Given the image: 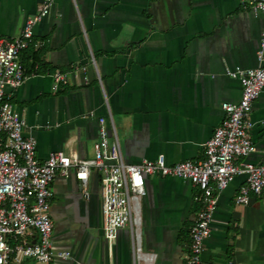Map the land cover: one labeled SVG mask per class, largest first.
Here are the masks:
<instances>
[{
	"label": "crops",
	"instance_id": "obj_1",
	"mask_svg": "<svg viewBox=\"0 0 264 264\" xmlns=\"http://www.w3.org/2000/svg\"><path fill=\"white\" fill-rule=\"evenodd\" d=\"M39 5L0 0V37H16ZM263 30L264 15L240 9L235 0H53L32 28V48L42 46L44 65L33 73L30 55L21 63L26 77L6 92L24 119L23 134L35 140L38 161L53 151L91 158L105 96L125 162L159 154L168 164L197 162L221 121V103L240 96L238 81L225 68L254 67ZM55 71L67 83L53 89ZM250 119L254 150L243 160L258 163L264 159V87ZM241 184L236 176L215 193L200 264H264V188L237 205ZM144 188L139 251L133 253L128 227L111 242L103 238L95 171L88 175L87 197L72 170L56 173L48 209L51 249L68 251L70 258L53 257L52 264H183L197 205L194 189L186 180L158 176H145Z\"/></svg>",
	"mask_w": 264,
	"mask_h": 264
},
{
	"label": "built area",
	"instance_id": "obj_2",
	"mask_svg": "<svg viewBox=\"0 0 264 264\" xmlns=\"http://www.w3.org/2000/svg\"><path fill=\"white\" fill-rule=\"evenodd\" d=\"M238 7L264 15V0H235ZM53 0H40L39 8L26 16L20 33L11 39L0 37V264H52V258H70L68 251L52 252V221L48 209L50 184L56 173L66 176L72 170L81 193L88 196L87 179L95 171L100 185L102 235L111 242L118 229L128 227L133 253L139 251V201L145 195V176L176 177L188 181L197 203L189 227L188 252L183 264H200L204 240L210 232L215 193L234 177H242L234 204L244 205L249 196L264 188V159L258 163L243 160L254 150L248 137L254 100L264 87V30L255 50L254 67L225 68V74L238 81L241 92L236 102H222V118L203 143V158L168 164L163 155L127 163L122 159L113 121L105 96V117L97 119L93 155L83 159L50 152L46 159L35 156V140L22 132L23 117L9 102L6 89L17 88L26 74L19 59L32 38L33 25L45 16ZM91 56V55H90ZM92 60V56H91ZM100 84V78L96 73ZM53 89L66 84L63 73L53 72ZM88 82L86 77L82 79Z\"/></svg>",
	"mask_w": 264,
	"mask_h": 264
},
{
	"label": "trees",
	"instance_id": "obj_3",
	"mask_svg": "<svg viewBox=\"0 0 264 264\" xmlns=\"http://www.w3.org/2000/svg\"><path fill=\"white\" fill-rule=\"evenodd\" d=\"M33 46H34V44L32 42L29 43V45L20 52L19 59H20V62L22 63V62H25L27 60V58L30 57V55H34L35 60L33 59V61L36 63V68L32 72L37 73L40 71L42 65H44V63L41 60L40 51H39L42 48V46H40L36 49H33L32 48ZM30 49H33V50H30Z\"/></svg>",
	"mask_w": 264,
	"mask_h": 264
}]
</instances>
